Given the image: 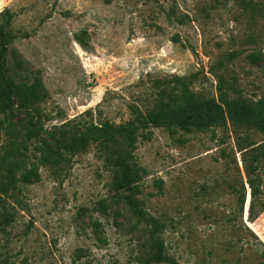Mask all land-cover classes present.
<instances>
[{
    "label": "rangeland",
    "instance_id": "374dc122",
    "mask_svg": "<svg viewBox=\"0 0 264 264\" xmlns=\"http://www.w3.org/2000/svg\"><path fill=\"white\" fill-rule=\"evenodd\" d=\"M3 19L8 76L42 83V138L69 119L146 114L165 89L177 103L179 79L200 96H264V0H0ZM8 139L0 129V150ZM39 139L27 162L40 178L23 186L13 220L0 216V264H139L148 231L119 199L127 190L114 189L101 142L43 165ZM131 149L163 264H264V127L165 121L139 128Z\"/></svg>",
    "mask_w": 264,
    "mask_h": 264
},
{
    "label": "trees",
    "instance_id": "16d2710c",
    "mask_svg": "<svg viewBox=\"0 0 264 264\" xmlns=\"http://www.w3.org/2000/svg\"><path fill=\"white\" fill-rule=\"evenodd\" d=\"M10 13L6 9L2 15ZM13 33L8 20H0V129L9 138L0 150V216L3 225L14 219L16 205L22 200L19 193L23 186L40 178L36 164L28 166V139L40 138L34 150L39 153L38 161L43 165H54L67 157L85 151L91 142H101L103 153L113 161L118 170L114 179L117 192L127 190L119 199L124 200L136 226L145 224L147 239L142 243L143 250L137 257L139 264H163L171 262L166 246L161 238L160 220L146 212L138 194L141 192L139 181L143 167L134 160L132 146L137 131L150 124L165 121H180L185 128L198 129L220 127L229 119L235 131L241 128L264 127V96L257 100L244 97L233 98L220 91L219 98L197 95L188 83L179 79L181 91L175 103L165 89L158 97L155 108L150 112L139 113L136 117L122 122L109 119L99 123L69 119L60 128L48 130L49 138H42V122L39 116V101L42 100L43 87L40 80L31 83L17 82L8 76L9 45ZM222 89V87L220 86ZM168 96V97H166ZM250 145L254 144L249 140ZM248 173L250 169L247 168ZM249 183L253 194L256 193L254 180ZM118 199V200H119ZM118 203V202H117ZM115 219L120 211L115 209ZM119 223V222H118Z\"/></svg>",
    "mask_w": 264,
    "mask_h": 264
}]
</instances>
